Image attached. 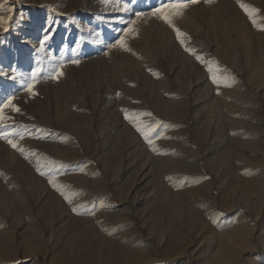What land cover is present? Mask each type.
<instances>
[{"label": "rangeland", "instance_id": "374dc122", "mask_svg": "<svg viewBox=\"0 0 264 264\" xmlns=\"http://www.w3.org/2000/svg\"><path fill=\"white\" fill-rule=\"evenodd\" d=\"M160 2L0 0L11 17L0 103L13 96L20 108L8 123L27 125L21 146L38 151L41 171L56 161L80 193L69 204L36 157L0 139V264H264V30L237 0H200L176 18L187 45L235 77L218 88L151 15ZM240 3L264 24V0ZM129 27L131 51L111 48ZM61 63L62 76L45 78ZM125 109L151 113L140 119L158 125L151 136L167 154Z\"/></svg>", "mask_w": 264, "mask_h": 264}, {"label": "snow or ice", "instance_id": "6c2138e0", "mask_svg": "<svg viewBox=\"0 0 264 264\" xmlns=\"http://www.w3.org/2000/svg\"><path fill=\"white\" fill-rule=\"evenodd\" d=\"M200 0H161L160 5L156 7L151 15L164 21L167 23L170 27L173 28V30L176 33L177 39L179 40L181 45L185 46V51L189 52L190 54L194 55L197 60H199L201 63H204L208 66L209 72L212 73V81L219 86L221 83L227 84V86H231L229 81L234 82L235 77H229V76H220L218 73L220 72V69L218 67L217 62H209L205 60V58L201 55H198L196 53V50L192 47H189L187 45V41L190 40V37L187 35V33L183 32L175 23L176 18L182 17L184 14V11L188 9L191 5L199 3ZM206 3H212L213 0H205ZM237 2L240 4V7L245 11V13L249 16V18L252 20V23L256 25L261 30H264V24L258 23L256 19V14L259 12V9L248 5L244 3H240V0H237ZM104 3H109V0H104ZM123 10H128V3H124ZM144 13H136L137 18L143 16ZM11 17H4L0 16V26H3L7 24L8 20H10ZM136 21H130L131 25H135ZM138 33V29L135 27H129L123 36H121L114 44H112L111 48H122L125 51H131V48L129 47L126 37L130 34H136ZM50 39V36L48 34H45L44 40L47 41ZM79 47V45H77ZM71 63L78 64V60H72ZM213 64H217V66L214 68ZM64 64L61 63L51 74L50 77L45 78H51V79H58L60 76L63 75V69ZM42 72V67L38 63V65L31 71L30 74V82L26 85V90L31 93L32 95H37L38 93L34 90V86L36 83L39 82V76ZM155 75H159V73H154ZM15 79V77H13ZM13 96L7 97V99L0 103V139H4L13 149L17 150L21 153V155H24L26 157H36V163H37V171L41 172V175H46L49 178V183L51 186L56 189L60 194L64 197V199L69 203H73V198L75 196L80 195L79 192L71 191V186L63 184L58 179V172L55 169V165L57 164L54 160H48L46 163L48 165H51V167L48 168V171H41V164H40V154L38 151L26 148L21 146L20 140L24 138L25 132L28 129L27 125H16L14 123H8V121L12 120V117L6 114L7 109H11L14 112H20V108L13 103L14 101ZM125 113V117L130 120L133 123V126L139 131L144 138L147 140L149 146L151 147L152 151L157 152L158 154H167L165 151H162L157 148L154 139L151 136V133L156 131V126L151 124H145L142 119H140L141 116H150L151 113H138V114H131L128 110H123ZM43 131V130H41ZM27 134L29 136H32L31 131H27ZM13 137H18L19 139H14ZM35 138H42V137H35ZM63 167V165H61ZM2 175V173H0ZM171 179V178H169ZM81 207H84L83 205H77L76 207H73V211H78Z\"/></svg>", "mask_w": 264, "mask_h": 264}]
</instances>
